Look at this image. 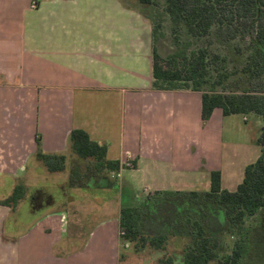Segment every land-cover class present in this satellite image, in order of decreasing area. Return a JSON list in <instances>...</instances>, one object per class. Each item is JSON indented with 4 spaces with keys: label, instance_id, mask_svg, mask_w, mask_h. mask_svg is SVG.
<instances>
[{
    "label": "crops",
    "instance_id": "1",
    "mask_svg": "<svg viewBox=\"0 0 264 264\" xmlns=\"http://www.w3.org/2000/svg\"><path fill=\"white\" fill-rule=\"evenodd\" d=\"M152 45L150 22L121 0H0V177L44 167L37 136L45 153L66 154L74 128L106 143L108 160L132 162L116 183L99 185L109 194L98 206L112 211L72 252L57 250L68 232L64 211L19 229L0 204V264H117L122 204L162 190L207 191L213 170L234 191L257 159L249 128L234 144L236 160L228 153L227 118L246 114L216 107L203 122L199 91L153 87Z\"/></svg>",
    "mask_w": 264,
    "mask_h": 264
},
{
    "label": "trees",
    "instance_id": "2",
    "mask_svg": "<svg viewBox=\"0 0 264 264\" xmlns=\"http://www.w3.org/2000/svg\"><path fill=\"white\" fill-rule=\"evenodd\" d=\"M137 1L160 6L170 19L172 32L180 29L191 40L212 36L218 43L236 37L246 42L241 63L232 71L213 64L205 71L206 54L202 50L198 52L200 66H196L193 60L186 62V58L193 55L188 53L190 39H177V48L167 54H162L153 44L155 89L190 88L199 91L203 122L210 118L216 107L221 108L224 115L254 114L264 122V0ZM157 27L152 29L153 42L156 41L153 33ZM209 59L215 64L218 60L225 65L228 63L226 56L220 57L214 52ZM235 76L252 83L253 88L237 91L221 87ZM176 81L184 84L177 86ZM257 143L262 147L260 154L244 167L242 180L234 191L222 189L220 171L213 170L207 191L162 190L149 193L133 203L122 204L119 208L120 242L132 245L137 252L146 248L156 252L159 255L157 264L174 263L173 253L166 252L172 237L182 239V264H264V249L257 250L254 246V232L262 219L259 218V223H248L258 215L264 216V126ZM68 148L76 156L68 175V186H83L85 181L92 180L99 183L97 187L116 183L110 181L109 175L118 171L120 164L106 158V143L94 141L83 129L74 128L68 134ZM35 157L49 172L65 168V154L42 151L39 136L36 137ZM39 195L42 196L38 191L28 196L25 185L15 184L0 204L14 210L21 200L27 198L32 204ZM41 201V205H46L43 199ZM163 208L170 211V217L162 227L151 228L149 225L157 223L158 213ZM220 233L235 238L231 254L222 258Z\"/></svg>",
    "mask_w": 264,
    "mask_h": 264
},
{
    "label": "rangeland",
    "instance_id": "3",
    "mask_svg": "<svg viewBox=\"0 0 264 264\" xmlns=\"http://www.w3.org/2000/svg\"><path fill=\"white\" fill-rule=\"evenodd\" d=\"M125 5L136 9L141 15H143L153 26H158L154 31L153 36L156 41L153 44L162 54L173 52L177 46V39H190L185 32L177 29L172 32L171 23L168 15L158 5H146L141 4L137 0H121ZM177 36V38L175 37ZM191 40V39H190ZM246 42L239 37L229 39L226 42H219L215 37L206 36L199 39H192L189 45L188 53H193L192 56L186 58V62L193 60L196 66H200L199 50L205 52L206 57L204 59L205 71L211 69L212 64L223 68L226 67L227 71H232L241 63V54L245 50L244 44ZM218 53L220 57L226 56L228 63L225 65L218 60V63L210 62V56L212 53ZM177 86H182L183 81H176ZM254 86V85H253ZM226 90L240 91L245 87L253 88L252 83H248L236 76L227 82L223 86ZM247 121L241 119V115L228 116L229 122V157L230 160L238 154L237 149L234 148V144L240 141V132L249 128V144L253 150L258 148L261 151L262 147L256 141V137L260 135L261 128L264 126V122L261 118L254 114H246ZM215 130V129H214ZM65 168L59 172H49L45 167H37L26 171L21 176H9L8 178L0 177V201L8 196L12 191L15 184H23L27 188V195L37 194L39 191L41 195L29 204L28 199L21 200L12 210L10 208V221L18 224L19 229H24L30 225L34 220L46 215L49 212L64 211L68 220V232L63 241L58 245L57 250L60 252H72L80 247L83 240L86 238L88 231L92 227V224L100 217V213L105 211H112L113 205L107 204L99 207V200L102 201L109 194L106 191H100L95 185L94 181L86 182L83 186H68V175L73 165L76 156L68 148L66 151ZM39 162V161H38ZM41 163V162H39ZM42 164V163H41ZM43 165V164H42ZM110 176V181H114L115 177ZM139 193L142 194V185L139 183L136 186ZM105 192V193H104ZM101 194V195H100ZM111 195L113 192L110 193ZM49 196V197H47ZM98 196V198H96ZM42 197V198H41ZM133 196H131L132 198ZM144 197L142 195L141 199ZM44 200L45 204H42L41 200ZM137 199V198H136ZM49 200V205L47 201ZM41 202V203H40ZM99 203V204H97ZM41 205V206H40ZM101 210V211H100ZM157 223L149 225L151 228L162 227L164 221L170 217V211L163 208L158 213ZM259 218L262 219L259 223ZM256 230L254 232L255 237L254 244L257 250L264 249V216L258 215L256 219L249 221V224L257 223ZM235 238L226 234L220 233L219 235V252L220 257L229 256L233 248ZM182 239L172 237L167 244L166 252L173 253L177 259L181 257ZM255 249V250H256ZM158 254L152 250L145 249L137 252L132 245L125 247L120 243L118 247V261L117 264H157ZM180 260V259H179ZM175 264H182L180 261H176ZM216 264H220L219 262Z\"/></svg>",
    "mask_w": 264,
    "mask_h": 264
},
{
    "label": "built area",
    "instance_id": "4",
    "mask_svg": "<svg viewBox=\"0 0 264 264\" xmlns=\"http://www.w3.org/2000/svg\"><path fill=\"white\" fill-rule=\"evenodd\" d=\"M32 7L36 6V2L33 1L31 4ZM130 157H128V159H126L124 162H122L120 164V168L118 171L116 172H110L111 177H115V178H119L120 177V172L124 169V168H131L132 167V162L129 159ZM119 234H121V232H119ZM125 247H128V243L123 244Z\"/></svg>",
    "mask_w": 264,
    "mask_h": 264
}]
</instances>
